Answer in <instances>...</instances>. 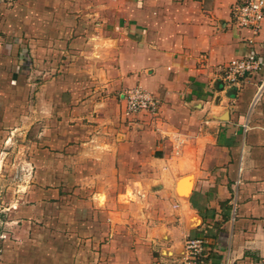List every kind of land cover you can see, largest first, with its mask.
<instances>
[{
	"label": "crops",
	"instance_id": "obj_1",
	"mask_svg": "<svg viewBox=\"0 0 264 264\" xmlns=\"http://www.w3.org/2000/svg\"><path fill=\"white\" fill-rule=\"evenodd\" d=\"M241 1L0 0V142L37 137L25 190L0 173V264H179L193 237L209 264H264L260 74L220 70L264 72ZM134 86L155 116L122 118Z\"/></svg>",
	"mask_w": 264,
	"mask_h": 264
},
{
	"label": "built area",
	"instance_id": "obj_2",
	"mask_svg": "<svg viewBox=\"0 0 264 264\" xmlns=\"http://www.w3.org/2000/svg\"><path fill=\"white\" fill-rule=\"evenodd\" d=\"M232 24L235 28H250L253 34L258 33L264 18V0H243L233 6ZM224 79L233 82L238 78L256 76L263 73L261 60L255 54L237 57L228 61L223 67ZM120 114L124 120L131 122L140 114L155 116L159 109V99L151 92L134 86L126 89L121 95ZM6 234L0 232V255L3 251V240ZM205 242L193 237L184 242V253L179 264H209L204 255Z\"/></svg>",
	"mask_w": 264,
	"mask_h": 264
},
{
	"label": "rangeland",
	"instance_id": "obj_3",
	"mask_svg": "<svg viewBox=\"0 0 264 264\" xmlns=\"http://www.w3.org/2000/svg\"><path fill=\"white\" fill-rule=\"evenodd\" d=\"M256 78L257 79L254 78V80H256V83L258 84V91L255 97V101L257 97L263 94L264 92V72L260 74L259 76H256ZM12 123L14 122L11 121L9 127H4V131H9V134H11L10 133V131L12 130L11 126L14 125ZM71 123L72 121L69 122V125ZM10 137L11 138L9 141L7 140L5 142V140L3 139L2 142H0V159L2 162L1 163L2 165H0V173L3 174V176L11 175L10 177H11V180L13 181L16 180L17 176H19L20 178L18 179L20 180L18 181V185L16 186V188H19V190H23L26 185V182L24 180L26 181L31 180V176H33L35 173V166H33L27 160L28 159L27 157H29L30 155V146H31L30 141L32 140L37 141V137L35 135V130L33 129L28 130L27 132L25 130L18 131V133H14ZM69 153H71L72 155L73 151H68V154ZM6 159L8 160L6 161ZM14 161L16 162L15 164H14ZM36 168H39V167H36ZM43 170L46 171L45 168ZM73 170L74 168L72 166L67 167V171H69L71 174H73ZM49 172L51 173L52 169H50ZM10 177L8 176L9 179ZM79 186L80 184H76L73 182L68 185V188L73 191L75 187H79ZM83 186L89 187V184L86 183V184H83Z\"/></svg>",
	"mask_w": 264,
	"mask_h": 264
},
{
	"label": "bare ground",
	"instance_id": "obj_4",
	"mask_svg": "<svg viewBox=\"0 0 264 264\" xmlns=\"http://www.w3.org/2000/svg\"><path fill=\"white\" fill-rule=\"evenodd\" d=\"M182 181H184V180H182ZM179 182H180V181H179ZM178 184H179V183H178ZM178 184H177V185H178ZM186 184H187V183H186ZM187 186H188V185H187ZM187 188H188V187H187ZM187 188H186V187H184V188L182 187V189L179 188L178 190H179L180 193H185V192L187 191ZM184 190H185V191H184Z\"/></svg>",
	"mask_w": 264,
	"mask_h": 264
}]
</instances>
